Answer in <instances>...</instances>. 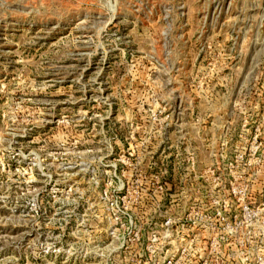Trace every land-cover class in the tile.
I'll list each match as a JSON object with an SVG mask.
<instances>
[{
    "label": "rangeland",
    "instance_id": "obj_1",
    "mask_svg": "<svg viewBox=\"0 0 264 264\" xmlns=\"http://www.w3.org/2000/svg\"><path fill=\"white\" fill-rule=\"evenodd\" d=\"M0 264H264V0H0Z\"/></svg>",
    "mask_w": 264,
    "mask_h": 264
}]
</instances>
